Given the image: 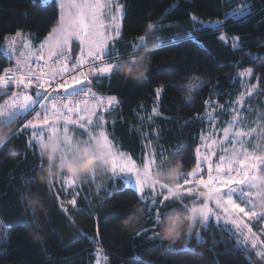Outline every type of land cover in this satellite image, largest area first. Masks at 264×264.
<instances>
[{"label": "trees", "instance_id": "trees-1", "mask_svg": "<svg viewBox=\"0 0 264 264\" xmlns=\"http://www.w3.org/2000/svg\"><path fill=\"white\" fill-rule=\"evenodd\" d=\"M250 1L249 13L238 19L228 17L230 9ZM122 2V35L116 48L123 63L133 69L147 68V72L141 76L134 70L126 75L119 69L109 77L101 76L99 83L89 75L97 97L115 96L120 102L98 115L108 121L104 130L109 138L114 136L116 146L137 163L149 150L156 154L159 172L167 173L180 162L176 177L161 179L175 185L181 174L198 163L196 149L215 118L218 126L229 121L230 105L234 106L244 89L257 83L252 76L243 80L240 73L251 68L253 76L264 77V0ZM217 20L225 22L223 28L211 27L210 22ZM156 21H161L164 31L154 28L149 39L159 35L160 41L146 47L155 44V50L144 52L146 48L141 47L133 52L147 25ZM57 26L55 0L47 4L41 0H0V68H12L2 49L7 36L32 32L41 42ZM234 37L240 38L237 48L231 46ZM72 55L71 66L77 62V46ZM128 56L133 59H124ZM156 89H162L160 96ZM3 97L0 95V100ZM213 104L217 105L214 111ZM249 105L264 121V80ZM19 124L17 119L9 126L15 132ZM29 138L22 134L0 147V264H95L96 249L105 254L108 264H264L253 250L239 243L233 231L214 221L205 230L197 220L190 231H173L168 240H161L164 218L174 209L188 212L182 201L189 198L171 200L160 207L162 223L153 239L145 238L142 230L145 212L139 222L125 223L137 206L144 209L145 205L137 199L134 188L118 181V188L124 190L111 195L113 180L98 194L83 186L77 205L65 209L47 179L48 161L39 155L38 147L28 144ZM58 178L52 184L62 193ZM197 234L206 243L198 244ZM189 237L187 247L191 250L185 251Z\"/></svg>", "mask_w": 264, "mask_h": 264}, {"label": "snow or ice", "instance_id": "snow-or-ice-1", "mask_svg": "<svg viewBox=\"0 0 264 264\" xmlns=\"http://www.w3.org/2000/svg\"><path fill=\"white\" fill-rule=\"evenodd\" d=\"M122 8L123 5H115L116 11ZM56 15L58 27L51 29V34L47 38L49 44H41L35 53L31 51L29 43L23 45L26 52L20 53L16 59L18 75L12 72L11 67L0 68V92L8 97L4 104L0 105V117L6 118L7 123L16 119L20 120L11 139L22 134L29 135L28 144L40 149L56 141L63 134L61 149L65 152L78 153L82 147L95 149L109 165V175L114 181L110 186L109 195L114 191H123L124 187L134 185L137 199L145 205L142 230L147 239L158 236L156 229L162 223L160 206L165 202L175 199L182 200L187 196L193 199V206L187 211L193 217L194 224L199 220L201 227L207 230L210 218L214 217L219 223L222 214L225 221H228V216H231L230 223L236 226L245 240H248V236L240 228L243 224V228L251 235L252 247L257 248L256 234L253 233L252 227L244 221L253 218L257 222L264 221V215L255 210V201L264 200V124L260 125L261 131L259 132L255 128L245 131L246 121L241 118L237 108L233 107L231 118L233 122L238 123H232L223 128L221 140L211 141L212 144H219L220 155L217 156L219 163L212 164L211 157L216 155L212 152L208 156L207 169H203L201 164L197 163L190 171L181 174L179 183L175 185L160 183L155 178L157 165L154 151L149 150L147 155L142 156L137 163L128 153L117 147L114 143L115 137L112 136L110 139V134L104 130V125L108 121L103 115L97 113L101 110L108 111L113 104L119 105L117 97L109 96L106 101L100 98L96 103L89 104L87 100H80L77 103L75 98L68 95H52L61 90L63 93H68L69 89L80 85L82 81H87L80 94L94 96L90 87L93 80L89 73L99 83L101 76L109 77L119 71L123 63L121 52L114 46L110 48L109 43L111 40L114 45L116 39L121 36L118 22L121 17L112 12L111 0H56ZM102 16H107L111 21L113 32L111 38L107 34L108 29L101 19ZM192 19L196 18L193 16ZM224 23L218 22L217 28H223ZM160 24L161 21H156L147 25L144 34L139 36L133 52L141 47L146 48L149 43L158 45L160 36L155 35L153 39H149V34L154 28L163 32L164 29L160 27ZM17 35L20 34L17 33ZM221 38L224 39V37ZM239 39V37L232 38L233 48L239 47L237 44ZM73 40H77L79 45L87 48V58L81 51L78 62L74 61L77 67L89 65V61L91 64L86 71H81L79 74H70L68 77L60 76L61 73L69 71L67 60ZM11 43L14 42H10V53L15 51ZM45 52L47 56L44 55ZM31 56L43 61V64L36 65L37 68L45 69L43 74L32 71V66L29 64ZM124 59L131 60L133 57L128 56ZM49 62L60 63L61 67L56 74H52ZM21 66L27 71L21 72ZM240 75L252 76L257 81L256 84L250 85L249 94L255 91L261 80H264V77L253 76L251 68ZM56 76H60V79H56ZM14 89H20V91H14ZM161 91L162 89H156V95L159 96ZM205 104L207 105L208 102L206 101ZM236 104L239 106L240 101H236ZM37 107L42 110L43 114L40 111H31ZM216 107L215 104L211 105L213 111ZM83 112L87 115L81 114L77 119H73V113ZM33 115L35 120L30 118ZM70 125L75 127L70 128ZM229 128L235 130L230 133ZM253 132L256 133L255 137L252 136ZM71 133H76V136L74 137ZM80 137H87V139H80ZM245 139L258 140L253 151L248 150L253 146L251 143L245 145ZM196 152L199 153V148ZM68 171L80 173L82 169L69 162ZM205 171L206 178L202 175ZM213 172L216 175H213ZM116 181L124 187L118 188ZM64 183L69 187L75 186V179L65 177ZM199 196L205 199L196 204L195 198ZM69 203L76 206L75 197ZM169 231L173 232L174 228H170ZM140 235L141 233L138 232L137 236ZM195 239L198 244L206 243L202 241L199 234ZM190 242L191 238H186L185 251L191 250L187 247ZM260 244L264 245V240H261ZM257 255L264 257V248L257 249Z\"/></svg>", "mask_w": 264, "mask_h": 264}, {"label": "rangeland", "instance_id": "rangeland-1", "mask_svg": "<svg viewBox=\"0 0 264 264\" xmlns=\"http://www.w3.org/2000/svg\"><path fill=\"white\" fill-rule=\"evenodd\" d=\"M51 1L52 0H41V3L42 4H47V3L51 2ZM117 4L123 5L122 0H111L112 12H115L116 15L121 17L118 22L120 24L121 35H122V24H123V17H124V5H123L122 9H120L119 11H116L115 5H117ZM252 4H253V1H250V2H246V4H240L239 6H236V7L232 8V9H230L228 17L229 18H233V19H238V18L244 16L245 14L249 13L252 10ZM107 11L108 10H106V12ZM108 14L110 15L111 13H108ZM101 19H102L103 23L107 26V29H108L107 34L111 38V36L113 34L111 21L107 18V16H102ZM218 22H224V21L223 20L212 21V22H210V24H212L211 27L217 28ZM17 33H19L20 35L18 36ZM17 33L14 34V35L7 36L5 42L2 44L3 52L6 54V56L9 58L10 62L12 63L13 71H16V72H17L16 59H17V57L19 56L20 53L26 52V50L23 47V45L25 43H29L30 44L31 51L33 53H35L37 51V49L39 48V46L41 44H46V45L49 44V41L47 40V38L49 36L46 39H44L43 41L37 42L35 40V35L32 32L19 31ZM120 37H118L116 39L114 45L112 44V42L110 40V43H109L110 48L112 46H114L116 48V42L120 39ZM10 42H14V43H11V47L15 50L14 52H11V53L9 52ZM74 46H77L79 48L80 52L83 51L85 53V57L87 58V55H86L87 54V48L85 46L79 45V42L77 40H73L72 48ZM70 53H72V49H71ZM44 55L47 56V52H45ZM36 58L37 57H35V56H31L29 58V64L32 66V71L35 72V73H37L36 70H35V62H36L35 60H36ZM60 67L61 66L52 67L51 71L58 70V69H60ZM20 71L24 72V71H27V69L23 68V66H21ZM89 75H91V74L89 73ZM249 77H243L242 76L243 80H245V81L248 80ZM248 89L249 88L244 89L242 94L236 99V101H240V105L237 106L236 101H235L234 106L229 107L228 110H229V112H231L233 107L237 108V110L240 112L241 118L246 121V124L244 125V130L245 131H247L249 128H255L257 130V132H259V131H261L260 125L264 124V121L259 118V114L249 105V102L252 99L253 92L251 94H249ZM14 91H20V89H14ZM29 91H31V90H29ZM161 94H162V91L160 92L159 96ZM0 95H3V93L0 92ZM7 99H8L7 96L3 97L0 100V105H3L4 101L7 100ZM97 100H98V97H95L93 100L89 101L88 103L89 104H94V103L97 102ZM113 105H115V104H113ZM81 107H83V105H81ZM31 111L32 112L40 111L41 114H43L42 110H40V109L36 110L35 108H33ZM81 114H83L85 116L87 115L86 112L73 113L72 114L73 119H77L79 117V115H81ZM211 117H213V116H211ZM32 119L35 120V116L34 115L32 116ZM211 119H213V118H211ZM15 121L7 123L6 122V118L0 117V126H4V125H8L9 126L12 123H14ZM232 123H238V122H233L232 118H230V120L227 121L224 125L218 126L217 119L215 118L213 124H211V126L208 128L207 132L205 134H203V136L201 138L200 145L198 146L199 153L196 152L198 163L201 164V167L203 169H207L208 162H209L208 161V156L212 152L216 153L215 156L211 157L212 164L215 165V164L219 163V161L217 160V156L220 155L219 144L218 143L217 144H212L211 141L212 140H217V141L221 140L222 137H223V132H222L223 128L228 127V125L232 124ZM69 127L72 128V127H75V126L70 125ZM234 130H235L234 128H229V132L230 133L233 132ZM71 134L74 136V133H71ZM75 135H76V133H75ZM252 136L255 137L256 133L253 132ZM60 138L64 139L63 134L60 135ZM250 143H251V145L253 147H249L248 150L249 151H253L254 146L258 143V140H256V139H252V140L245 139V145H249ZM156 165H157V162H156ZM157 172H159L158 167H157ZM160 173H162V172H160ZM82 175H83V172L71 173L69 171H65L61 175H59V178H58L57 182H58V186L61 189L62 193L58 192V189H56V187H54V185L52 184L53 181H51L50 185L52 186V189L54 190L56 196L58 197L59 202L61 203V206L62 207L64 206L65 209L68 207V205L73 206L71 203H69V201L73 197H75V199L77 201V198H78V194L77 193H79L80 189L83 190V186L88 187V188H94L95 193L98 194L100 191L107 190L109 181L113 180V178L110 175L97 176L94 179L90 178L88 180H84V179H81ZM202 175L206 178V175H207L206 171L203 172ZM213 175H216V173L213 172ZM65 177H67L68 179H75V186H72V187L67 186L64 183ZM155 178L160 183H165L159 177L156 176ZM98 185H99V187H98ZM171 185H173V184H171ZM129 187H132V188L135 189L134 185L133 186H129ZM60 194L61 195L63 194L62 197H61ZM184 198H189V200L187 202L182 201L183 207L186 205L187 207H184V208H187V209L191 208L193 206V199L190 198V197H187V196H185ZM204 199L205 198L203 196H199V197L195 198V202H196V204H199V203L203 202ZM166 203L167 202H165V204ZM165 204L161 205L160 207L165 206ZM73 207H75V206H73ZM255 210L259 214L264 215V206L261 205L260 200H256L255 201ZM231 219H232V217L228 216V221H225L224 215L222 214L221 215V220H220L219 223H217L215 221L214 217L210 218L208 223L211 222V221H214L217 224H221V225H224L225 227H228L237 236L238 241H239V243L241 245H243L244 247H246V248H248L250 250H253L256 253V255H257V249L264 248V245L260 244V241L264 240V221L257 222L255 218H253L252 220H246L245 219V221H244V223H248L252 227L253 233L256 234L257 248H253L251 243H250L251 235L248 234L247 230L243 228V224L240 225V228L244 231V234L248 236V240H245L244 237L241 235V232L237 230L236 226L233 225L232 223H230ZM237 219H239V217ZM95 255H96V263L95 264H108V259L106 258L105 254L102 253V251L100 249H96ZM257 256L259 258H261L262 260H264V257H262L260 255H257Z\"/></svg>", "mask_w": 264, "mask_h": 264}, {"label": "clouds", "instance_id": "clouds-1", "mask_svg": "<svg viewBox=\"0 0 264 264\" xmlns=\"http://www.w3.org/2000/svg\"><path fill=\"white\" fill-rule=\"evenodd\" d=\"M155 48L156 45L152 44L149 48L144 49V52L153 51ZM134 70L138 71L141 76L146 75L147 72V68L133 69V67L126 61L120 65V71L126 75L133 72ZM12 133V126H0V147L8 144ZM62 142L63 139L59 137L56 141L50 143L48 146H42L39 149V155L48 161L45 172L47 173V179L49 183H51L55 177L61 175L65 171H68L69 162L82 169L83 175L81 176V179L84 180H88L90 178L94 179L97 176L109 175V165L95 149L82 147L78 153H68L61 149ZM9 151H12V146H9ZM180 166V162H177L175 167L169 172H157L156 176L164 180L174 178L178 175ZM41 178L43 179L44 177L42 176ZM260 203L262 206H264V200H261ZM143 215L144 210L137 206L135 212L125 221V223H130L132 221L139 222L141 219H143ZM193 225V217L189 212H181L180 210L174 209L164 218L160 239L165 241L168 240L170 228H174V231L179 234L185 228H188L190 231Z\"/></svg>", "mask_w": 264, "mask_h": 264}, {"label": "built area", "instance_id": "built-area-1", "mask_svg": "<svg viewBox=\"0 0 264 264\" xmlns=\"http://www.w3.org/2000/svg\"><path fill=\"white\" fill-rule=\"evenodd\" d=\"M72 57H73L72 53H69L68 60H67V65H68L69 71L64 72L61 76L68 77L70 74H72V75L79 74L81 71H86L87 68L89 67V65L91 64V61H89V65H83L81 67H77V64H74L73 66H71L70 62L72 61ZM37 64H43V61H39L38 59H36V62H35V70H36L37 74H43L45 72V69L43 67L37 68L36 67ZM49 66L52 68V67L61 66V65L59 62H57L56 64H52L51 62H49ZM12 72L17 74V75L19 74L18 72L13 71V70H12ZM56 79H60V77H58ZM80 93H81V89L75 90V91H69L68 93H63V90H61V92L52 93V95H68V96L75 98L76 102H79L80 100H87L89 102V101L93 100L95 97H97L96 93L93 90H92V93H94V96H83ZM100 98H103L105 101L107 100L105 97H98V99H100ZM35 109L39 110L38 107ZM107 112L108 111L101 110L102 114H106Z\"/></svg>", "mask_w": 264, "mask_h": 264}, {"label": "crops", "instance_id": "crops-1", "mask_svg": "<svg viewBox=\"0 0 264 264\" xmlns=\"http://www.w3.org/2000/svg\"><path fill=\"white\" fill-rule=\"evenodd\" d=\"M80 53H81V52H80V50H79V55H78V57H77V61L79 60ZM36 59H37V58H36ZM35 61H36V60H35ZM12 70H13V69H12ZM58 70H59V69H58ZM58 70H54V71H51V72H52V74H56ZM18 73H19V72H18ZM62 74H63V73H61L60 76H61ZM60 76H56V78H58V77H60Z\"/></svg>", "mask_w": 264, "mask_h": 264}, {"label": "water", "instance_id": "water-1", "mask_svg": "<svg viewBox=\"0 0 264 264\" xmlns=\"http://www.w3.org/2000/svg\"><path fill=\"white\" fill-rule=\"evenodd\" d=\"M85 83H87V81H82L80 85H77L76 87L69 89V91L82 87L84 86Z\"/></svg>", "mask_w": 264, "mask_h": 264}]
</instances>
